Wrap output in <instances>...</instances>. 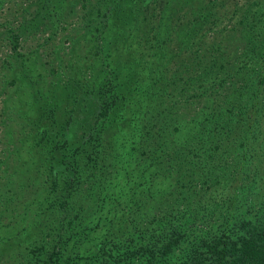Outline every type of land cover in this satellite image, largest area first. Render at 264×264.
Masks as SVG:
<instances>
[{
	"label": "trees",
	"instance_id": "16d2710c",
	"mask_svg": "<svg viewBox=\"0 0 264 264\" xmlns=\"http://www.w3.org/2000/svg\"><path fill=\"white\" fill-rule=\"evenodd\" d=\"M0 218L9 264H264V0H0Z\"/></svg>",
	"mask_w": 264,
	"mask_h": 264
},
{
	"label": "rangeland",
	"instance_id": "374dc122",
	"mask_svg": "<svg viewBox=\"0 0 264 264\" xmlns=\"http://www.w3.org/2000/svg\"><path fill=\"white\" fill-rule=\"evenodd\" d=\"M35 40L36 39H29L27 42H25L24 44V49H28L30 46H33L35 44ZM41 41V40H39ZM69 47L68 43H64V44H61V47H65L66 46ZM59 46L58 42H54L46 47H41L40 48V51H41V54L42 56H44V53H48L50 52L52 49H57ZM0 221H1V218H0ZM9 236V231L4 227L2 229H0V239L4 238V237H7ZM9 250V249H8ZM0 253H2L3 255H0V264H9L6 262V259L9 257V252H7V249H5L4 251H0Z\"/></svg>",
	"mask_w": 264,
	"mask_h": 264
}]
</instances>
